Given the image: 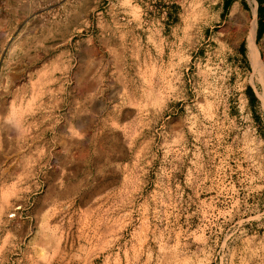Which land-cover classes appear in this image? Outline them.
I'll use <instances>...</instances> for the list:
<instances>
[{
	"label": "rangeland",
	"instance_id": "obj_1",
	"mask_svg": "<svg viewBox=\"0 0 264 264\" xmlns=\"http://www.w3.org/2000/svg\"><path fill=\"white\" fill-rule=\"evenodd\" d=\"M106 3L0 0V264H264L256 0H140L125 24L106 23ZM64 18L82 22L69 39ZM253 41L264 63V30ZM64 64L93 70L104 106L72 131L80 160L47 192L37 108ZM32 174L19 259L10 220Z\"/></svg>",
	"mask_w": 264,
	"mask_h": 264
},
{
	"label": "crops",
	"instance_id": "obj_2",
	"mask_svg": "<svg viewBox=\"0 0 264 264\" xmlns=\"http://www.w3.org/2000/svg\"><path fill=\"white\" fill-rule=\"evenodd\" d=\"M108 5V11H106V23H138L141 21V16L135 15V11L140 7V0H106ZM231 12V11H230ZM264 14V12H263ZM3 16L0 15V21ZM64 18L63 37L69 39L75 36V33L80 30L82 22L68 23ZM35 22V21H33ZM33 22L29 26L33 25ZM1 30V29H0ZM24 31H20V33ZM83 41L80 40V43ZM76 43V42H75ZM78 44V43H76ZM82 48L89 44V40H84ZM71 49V47H68ZM81 48V49H82ZM75 49V48H74ZM77 51L80 52V50ZM68 50V49H67ZM63 51L62 54H67L68 51ZM64 74L56 80L54 83L47 87V95L43 99V104L37 108L42 110L41 115L44 121L43 132L48 135V139L44 142L47 144L45 147V157L48 158L49 153L52 152L55 158L54 168L45 174L44 181L47 184L49 191L51 186L56 183H61L67 176L65 169L72 168V162H78L80 160L77 141L74 139L72 131L75 130L77 124L84 122L89 125L94 113L100 112L99 108L103 109L104 98L98 96L93 101H90V92L94 86V74L93 70L86 69L84 72L81 68L71 72V76L68 75L69 67L64 64L62 67ZM69 76V78H68ZM38 102L37 104H39ZM106 120V118H104ZM89 128V127H88ZM24 189L25 191L17 193V198L14 200L15 206L19 209H14V213L17 217L11 219V223H15L18 227V240L14 243L18 248L19 259L27 255L26 246H22L20 238L27 235L30 230L25 212L24 205L27 194L31 190H35L37 187V179H34ZM21 247V249H20Z\"/></svg>",
	"mask_w": 264,
	"mask_h": 264
},
{
	"label": "bare ground",
	"instance_id": "obj_3",
	"mask_svg": "<svg viewBox=\"0 0 264 264\" xmlns=\"http://www.w3.org/2000/svg\"><path fill=\"white\" fill-rule=\"evenodd\" d=\"M253 16L254 18L249 23V33L247 35V55L248 59L250 61V64L253 68V72L258 75V80L261 85V92L258 95V98L261 102L262 109L264 110V63L261 61L259 53H257V49L255 46V43L253 41V35H254V28H255V15H256V9L253 8ZM237 13V7H233L231 9V14L234 15ZM255 37V36H254Z\"/></svg>",
	"mask_w": 264,
	"mask_h": 264
},
{
	"label": "trees",
	"instance_id": "obj_4",
	"mask_svg": "<svg viewBox=\"0 0 264 264\" xmlns=\"http://www.w3.org/2000/svg\"><path fill=\"white\" fill-rule=\"evenodd\" d=\"M232 1L233 0H222L221 6L224 11L229 8ZM256 2L258 4V8H257L258 21L256 22V25H255V32L257 34H260L264 30V14H263L264 0H256ZM239 51L240 52L242 51V45L239 46ZM240 54H241V59L243 60L244 64H246V58L244 57L242 53ZM244 93L247 99V105L249 108L252 109L254 105L256 104L257 99L249 87L245 88ZM254 117L256 118V122L259 123V132H260L262 139L264 140V126L260 124L258 115L257 116L255 115Z\"/></svg>",
	"mask_w": 264,
	"mask_h": 264
}]
</instances>
